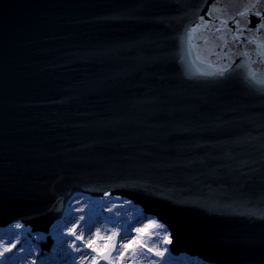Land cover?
<instances>
[{
  "label": "water",
  "instance_id": "95a60500",
  "mask_svg": "<svg viewBox=\"0 0 264 264\" xmlns=\"http://www.w3.org/2000/svg\"><path fill=\"white\" fill-rule=\"evenodd\" d=\"M253 3L212 11L240 22L255 60ZM211 4L0 0V228L22 219L46 233L61 199L109 190L162 217L174 255L264 264V92L235 68L195 75L213 70L197 59L203 40H180Z\"/></svg>",
  "mask_w": 264,
  "mask_h": 264
},
{
  "label": "snow or ice",
  "instance_id": "6c2138e0",
  "mask_svg": "<svg viewBox=\"0 0 264 264\" xmlns=\"http://www.w3.org/2000/svg\"><path fill=\"white\" fill-rule=\"evenodd\" d=\"M216 3L217 0H212L207 19L204 15H197L194 21L185 25L180 37L183 44L191 40L193 33L199 32L203 40L206 55L197 59L213 70H198L195 75L224 80L233 74L235 68L245 83L264 92V71L253 67L255 64L264 65V44L256 45L254 51L258 59L254 60L249 51L242 50L253 41L244 37L239 21L233 18L236 26L230 27L228 20H220L213 13ZM257 5L264 6V0H254L252 7ZM239 15L243 17L244 13ZM255 15L264 21L260 12ZM259 27L264 28V23ZM209 56L217 59L209 61ZM186 75L192 78V74ZM86 191L69 194L66 200H60V207L56 209L59 218L50 224L46 233L36 231L22 219L0 228V264H124L129 257L131 264H138L137 258L147 259V264H169L175 234L162 217H145L141 213L139 217L129 218L128 210L133 201L123 194L103 190L97 200H92L90 197L85 199ZM97 206L109 215L99 216L94 211ZM141 219L147 222L136 226L141 224ZM105 224L111 227H104ZM46 237H51L54 243L45 244ZM47 247L51 248L50 252L44 250Z\"/></svg>",
  "mask_w": 264,
  "mask_h": 264
},
{
  "label": "rangeland",
  "instance_id": "374dc122",
  "mask_svg": "<svg viewBox=\"0 0 264 264\" xmlns=\"http://www.w3.org/2000/svg\"><path fill=\"white\" fill-rule=\"evenodd\" d=\"M89 197H85V199H88ZM92 200L94 198H91ZM98 199V198H96ZM95 200V199H94ZM79 205H77L78 207ZM111 206V205H109ZM95 212H98L99 213V216L101 217H106L109 215V213L107 211H103L101 209H99V207L97 206L94 210ZM75 215H80L81 213H74ZM141 214V211L140 209H138V207H136L135 205H133L131 208H129L128 210V217L131 218L133 216H136V217H139ZM148 217V216H147ZM147 222L146 220L144 219H141V224L140 225H136V226H142L143 223ZM70 227V225H69ZM104 227H111L110 224H105ZM49 242H53L51 241V237H46V240H45V244H48ZM54 243V242H53ZM45 251L47 252H50L51 251V248L50 247H47L46 249H44ZM57 260L59 259L58 257L56 258ZM138 260V264H147V259H144V258H137ZM26 264H28V262H26ZM118 264V262H117ZM124 264H131V257L129 258H126L125 261H124ZM169 264H201L199 260L197 259H194V258H191V257H188V256H174V255H171V257L169 258Z\"/></svg>",
  "mask_w": 264,
  "mask_h": 264
},
{
  "label": "bare ground",
  "instance_id": "6f19581e",
  "mask_svg": "<svg viewBox=\"0 0 264 264\" xmlns=\"http://www.w3.org/2000/svg\"><path fill=\"white\" fill-rule=\"evenodd\" d=\"M85 196H87V197H90V198H94L95 200H97L96 198H98V197H93V196H90V195H85ZM93 199V200H94ZM140 209V208H139ZM147 216V215H146ZM148 217H150V216H148ZM175 256H178V255H175ZM179 256H188V255H185V254H179Z\"/></svg>",
  "mask_w": 264,
  "mask_h": 264
},
{
  "label": "trees",
  "instance_id": "16d2710c",
  "mask_svg": "<svg viewBox=\"0 0 264 264\" xmlns=\"http://www.w3.org/2000/svg\"><path fill=\"white\" fill-rule=\"evenodd\" d=\"M46 249V248H45Z\"/></svg>",
  "mask_w": 264,
  "mask_h": 264
}]
</instances>
